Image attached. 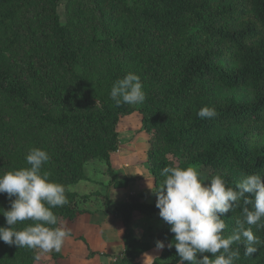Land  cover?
<instances>
[{
    "label": "trees",
    "instance_id": "obj_1",
    "mask_svg": "<svg viewBox=\"0 0 264 264\" xmlns=\"http://www.w3.org/2000/svg\"><path fill=\"white\" fill-rule=\"evenodd\" d=\"M129 72L140 77L145 100L117 107L111 87ZM203 106L216 116L198 117ZM134 111L151 136L146 161L154 195L166 166L193 167L205 180L222 174L231 188L248 174H261L264 183V0H0V173L29 167V149L45 150L50 160L42 172L64 185L69 201L52 209L60 222L80 212L68 187L84 179L86 162L103 160L108 186H122L110 157L121 117ZM155 203L156 195L111 210L124 228L114 264H140L151 247L132 235L134 212L160 221L154 240L165 247L149 264H178L168 247L174 233ZM245 206L241 199L221 216L225 237ZM9 207L0 193V208ZM245 227L264 241V228ZM257 247L247 257L234 243L235 264H264V245ZM36 260L37 249L0 241V264Z\"/></svg>",
    "mask_w": 264,
    "mask_h": 264
},
{
    "label": "clouds",
    "instance_id": "obj_2",
    "mask_svg": "<svg viewBox=\"0 0 264 264\" xmlns=\"http://www.w3.org/2000/svg\"><path fill=\"white\" fill-rule=\"evenodd\" d=\"M115 105H139L145 100L140 77L132 72L116 80L110 90ZM100 103L98 100L96 104ZM201 119L213 118L216 111L203 106L197 111ZM50 160L40 148H31L25 156L29 167L0 173V193L6 194L10 207L0 208L6 226L0 227V241L17 248L39 249L41 253H59L71 229L62 224L52 211L69 203L64 185L49 180L42 167ZM162 183L155 190L158 215L174 233L168 244L179 257L178 264H235L239 250L232 245H243L244 255L250 257L264 245L251 227L264 228V183L259 173L242 176L235 188L227 187L222 174L210 180L201 178L193 167L166 166L160 172ZM243 199L242 217L235 222L231 234L225 237L227 227L221 216ZM251 205V210L247 207ZM31 221L20 230L15 225ZM174 241V243H173ZM165 244L156 241V248ZM205 253L211 254L205 255ZM199 255V258H198ZM39 258V257H37Z\"/></svg>",
    "mask_w": 264,
    "mask_h": 264
},
{
    "label": "rangeland",
    "instance_id": "obj_3",
    "mask_svg": "<svg viewBox=\"0 0 264 264\" xmlns=\"http://www.w3.org/2000/svg\"><path fill=\"white\" fill-rule=\"evenodd\" d=\"M64 20V6L58 7ZM119 147L111 153V166L122 186H108L110 175L101 159L85 163L84 179L69 185L76 193V208L80 212L62 224L71 229L59 253H41L37 249L34 264H114L123 252L124 232L120 214L111 212L123 202L155 200L153 178L147 168V150L151 136L141 126L137 111L121 117L118 125ZM105 203L110 211L105 210ZM160 226L157 217L134 212L130 222L132 235L151 244L148 251L138 257L140 264H149L161 250L156 248L154 235ZM150 257V262H146Z\"/></svg>",
    "mask_w": 264,
    "mask_h": 264
},
{
    "label": "crops",
    "instance_id": "obj_4",
    "mask_svg": "<svg viewBox=\"0 0 264 264\" xmlns=\"http://www.w3.org/2000/svg\"><path fill=\"white\" fill-rule=\"evenodd\" d=\"M148 259L146 260V262H150V257H147ZM145 264V263H144ZM148 264V263H147Z\"/></svg>",
    "mask_w": 264,
    "mask_h": 264
}]
</instances>
